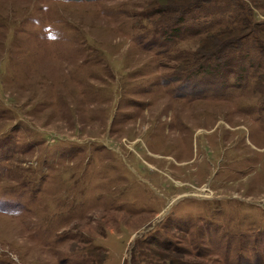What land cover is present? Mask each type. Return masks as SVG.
Segmentation results:
<instances>
[{"label": "rangeland", "instance_id": "374dc122", "mask_svg": "<svg viewBox=\"0 0 264 264\" xmlns=\"http://www.w3.org/2000/svg\"><path fill=\"white\" fill-rule=\"evenodd\" d=\"M196 1L0 0V264H264V0Z\"/></svg>", "mask_w": 264, "mask_h": 264}, {"label": "trees", "instance_id": "16d2710c", "mask_svg": "<svg viewBox=\"0 0 264 264\" xmlns=\"http://www.w3.org/2000/svg\"><path fill=\"white\" fill-rule=\"evenodd\" d=\"M198 1H200V0H197L196 2H198ZM205 2V1H204ZM196 5V4H195ZM202 5V4H201ZM200 5H199V3L197 4V6L196 7H199ZM182 19V18H181Z\"/></svg>", "mask_w": 264, "mask_h": 264}]
</instances>
